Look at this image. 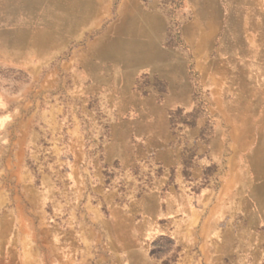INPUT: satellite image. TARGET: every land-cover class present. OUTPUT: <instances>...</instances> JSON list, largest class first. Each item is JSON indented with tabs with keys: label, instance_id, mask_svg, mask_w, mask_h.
I'll return each mask as SVG.
<instances>
[{
	"label": "crops",
	"instance_id": "crops-1",
	"mask_svg": "<svg viewBox=\"0 0 264 264\" xmlns=\"http://www.w3.org/2000/svg\"><path fill=\"white\" fill-rule=\"evenodd\" d=\"M117 9L110 21L113 0H0V60L33 75H85L77 84L90 94L115 62L133 74L171 66L162 11L141 0H121ZM257 70L264 75V64ZM223 79L220 114L240 140L227 157L215 144L204 153V163L227 159L226 176L218 189L207 185L197 194L180 177L137 192L108 185L86 159L81 115L72 131L77 146L66 145L59 128L51 137L49 126L48 141L61 146H38L37 120L60 119V104L45 99L42 108L19 111L15 100L0 98V264H163L155 251L165 237L172 264H264V77ZM157 106L158 114L136 108L107 119V166L120 162L123 174L148 154L164 167L178 164L169 118ZM66 165L68 176H55Z\"/></svg>",
	"mask_w": 264,
	"mask_h": 264
},
{
	"label": "rangeland",
	"instance_id": "rangeland-1",
	"mask_svg": "<svg viewBox=\"0 0 264 264\" xmlns=\"http://www.w3.org/2000/svg\"><path fill=\"white\" fill-rule=\"evenodd\" d=\"M141 1L147 7L157 6L163 13L167 24L165 46L174 51L172 59L167 55L169 60L174 59L171 66L163 63L160 68L148 67L133 74L122 71L115 62L107 74L98 75V88L90 94L78 85L85 75L72 72L33 75L25 67L0 60V98L15 100L19 111L42 108L45 99L60 104V119L49 124L37 120L38 146H61L62 141L77 146V135L72 131L77 129V114L81 115L83 143L90 147L86 159L91 160L98 172L102 171L108 185L118 181L115 188L119 190L142 191L161 178L171 183L177 177L190 184L194 194L207 185L218 189L226 176L227 159L204 163L202 158L214 144L224 146L223 155L227 157L229 146L240 140L231 137L230 130L236 128L234 123L220 114L218 85L224 75L231 82L242 79L256 82L264 77L257 70V66L264 64V0ZM119 3L121 0H113L110 21L118 16ZM73 48L66 50L67 57ZM143 99L147 102L144 107ZM159 104L162 114L169 118V144L176 150L178 164L167 168L148 154L140 155V162L131 163L129 171L123 174L120 162L107 166L104 162V148L110 140L107 119L137 114L136 108H140L139 113L158 114ZM43 126H49L51 137L52 131L59 128L64 132L62 141L51 138L48 141ZM57 168L53 170L55 176H68L67 165L61 166L60 171ZM171 249L168 237L159 241L155 253L163 264H172Z\"/></svg>",
	"mask_w": 264,
	"mask_h": 264
}]
</instances>
